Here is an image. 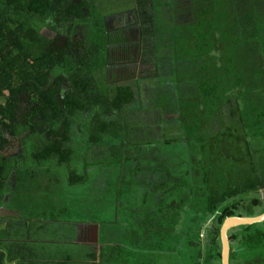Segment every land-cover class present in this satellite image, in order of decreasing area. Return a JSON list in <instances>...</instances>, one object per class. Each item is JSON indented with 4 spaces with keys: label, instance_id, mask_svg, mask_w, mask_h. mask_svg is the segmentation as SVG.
Wrapping results in <instances>:
<instances>
[{
    "label": "trees",
    "instance_id": "trees-1",
    "mask_svg": "<svg viewBox=\"0 0 264 264\" xmlns=\"http://www.w3.org/2000/svg\"><path fill=\"white\" fill-rule=\"evenodd\" d=\"M135 1L133 17L124 15L113 31L106 27L105 38L109 48L125 32H139L135 47L152 69L121 85L109 83L108 71L101 76L92 69L98 55L88 37L93 0H0V264L31 251L16 241L32 240L33 232L10 217L39 209L46 195L71 200L57 191L58 180L48 179L46 164L69 167L84 152L87 161L89 151L95 161H113L97 165L117 205L116 222L102 226L117 235L121 244L114 249L121 254L126 223L143 231L137 240L150 242L146 252L179 254L182 264H222L225 220L257 208L256 216L264 213V0H191L187 24L175 20V0ZM80 25L86 40L62 41ZM44 28L55 36H44ZM139 80L156 84L148 107L136 103ZM146 111L160 118L124 119ZM75 124L84 130L76 141ZM31 135L37 137L33 162L25 151L8 155ZM68 181L85 179L70 171ZM123 199L132 202L125 218ZM12 203L15 210L8 209ZM8 210L16 215H5ZM229 240L230 264H264V222L232 229Z\"/></svg>",
    "mask_w": 264,
    "mask_h": 264
},
{
    "label": "rangeland",
    "instance_id": "rangeland-1",
    "mask_svg": "<svg viewBox=\"0 0 264 264\" xmlns=\"http://www.w3.org/2000/svg\"><path fill=\"white\" fill-rule=\"evenodd\" d=\"M77 2V0H72ZM173 3L176 4L175 8V20L178 22V24L184 23L187 24L189 22L193 21V16L190 15L189 7L191 5V0H175ZM135 9V0H93V15L89 17L88 20V26L90 34L89 41L92 46H95V48L98 50V55L93 58V61L96 65L97 57L98 59L97 65L93 66L92 69L95 70V67L97 69V72L99 71V74L103 76L106 71H108V66L105 64V59L107 61V51L109 50L107 40L105 37L108 36V33L106 31V18L113 17L117 15H121V13H127L131 10ZM125 15V14H124ZM117 16L114 18H109V23L112 24H119L122 17L124 16ZM129 15V16H128ZM127 17L132 18L133 15L127 14ZM161 19H163V22H165L163 15H161ZM160 16H158V23L161 26H164V23L159 21ZM59 31L62 32L61 29ZM42 34L46 36L47 38H53L55 36V31L49 28H44L42 30ZM85 34L84 27L81 29H78V31L75 33L74 37L78 38ZM93 34V35H92ZM95 34V35H94ZM114 34V33H112ZM118 35V34H117ZM119 36V35H118ZM116 37V36H114ZM133 38H137V35H133ZM137 40V39H136ZM123 47V51L127 52V48H129V45L125 43L121 44ZM117 55V54H116ZM112 56V55H111ZM137 56V55H136ZM113 57V56H112ZM138 57V56H137ZM136 57V58H137ZM115 60L112 61L115 62L116 58L113 57ZM118 63V62H115ZM112 70L116 68L115 65L109 66ZM119 69H122L120 66ZM142 68L141 65L138 64L137 67L130 68L129 70L125 71V73H122L121 76L114 74V78H112V73L109 74L108 77L109 83H119L121 85H133L135 82L134 78H142V75H146V72H141ZM133 72V73H132ZM117 73H119L117 71ZM133 74V80L131 79V75ZM115 75L117 77H115ZM148 75V72H147ZM160 80V79H159ZM138 83H140V99H137V104L140 105L143 103V106H147L149 104V98L150 92L155 91V85L152 81L148 82L144 80H139ZM136 90V89H135ZM154 94V93H152ZM155 96V95H153ZM137 107V106H136ZM148 107V106H147ZM140 110H143V108L140 106ZM132 112V111H131ZM138 112V111H137ZM174 116H167V118H173ZM127 119L128 121L135 123V122H155L158 118H160V114L158 112L154 111H146L144 113H132L130 116H124V119ZM146 120V121H144ZM82 123L85 122L84 119L80 120ZM77 122V121H76ZM75 122V123H76ZM79 122V121H78ZM157 126H159V121H157ZM83 128L79 126V124L73 125V130L70 133L71 137L74 141L82 138ZM159 131V127L157 129ZM161 131V130H160ZM25 139V138H24ZM20 140V146H13L12 151L10 153L8 152V155L10 157H14L16 154L19 155L20 153H26L28 152L29 155L27 159L32 157V154L35 153L36 150V135H31L30 139ZM31 140V141H29ZM24 141H29L27 145L24 146ZM77 148V146H76ZM80 151L83 150V147L80 146ZM88 149L87 151H89ZM85 152L82 153V155L78 156L77 159L73 160L69 167H56L54 163L50 162L46 164V169L49 175L48 179L54 180L56 177H59L58 183L56 185L57 191H63L65 192V195H71V200H68L66 198H63L60 195H53L51 198H48L46 195V200L43 201L40 205L39 209L33 208L35 203H31L30 206L34 209H31L27 216H20L19 218L10 217L9 222L12 224L19 223L23 225L27 224L28 229H33L32 238H37V236H41L42 238L48 237L49 235H45L44 232H36V228L42 225H46L49 227V225H52V228H55L59 225L57 221L62 220L63 223L66 225L71 223H78L87 221V220H94L95 222H102V223H108L113 222V224L116 222V210L117 205L115 206V202L111 204V192H107V188L104 186L109 182V179L107 177H103L102 175V168L108 167L107 165H113V161H109L107 159L101 160V161H95L96 158L92 159V156H96V153L94 151H89L87 155H89V159L87 161H83L82 157H84ZM84 155V156H83ZM81 157V158H80ZM91 158V159H90ZM30 160L27 161V165H29ZM33 162V161H32ZM98 164L102 166L101 169L98 168ZM70 171H75L78 176L83 179H85V182L83 184L76 183L75 185L69 186L68 181V173ZM112 173V171H111ZM60 175V176H59ZM107 176V175H106ZM108 176H112V174H108ZM62 178L63 181L60 180ZM46 178L40 180L42 183L46 184ZM105 183L103 184L102 182ZM144 188L141 187L140 192L144 194ZM50 197V196H49ZM260 198L264 201V191L260 193ZM115 200V199H114ZM155 202V201H154ZM131 201L128 202L126 199H123V205L119 208L121 211V214H124V218L126 217V212L131 207ZM51 204V207L49 206ZM144 205V204H143ZM17 203L10 204V207L8 209L15 210L14 207H17ZM141 206V204H140ZM50 207V208H49ZM138 208H140L138 206ZM145 209L146 207H142ZM66 210V212H65ZM12 211V210H9ZM261 211V208H257L250 211H242L241 217H256V215L259 214ZM34 213H41V217L37 218ZM86 213V215L84 214ZM80 214H83L82 216ZM139 216L141 215V212H138ZM92 218H91V217ZM54 220V221H53ZM120 220L122 221V218L120 217ZM124 220V219H123ZM19 221V222H18ZM50 223V224H49ZM124 223V222H123ZM22 227V226H20ZM106 224H103V231L102 236H106L107 228ZM121 228V227H120ZM117 226V229H120ZM129 226L124 223L122 227V243L126 245L127 247L123 249L122 253V259L128 260L126 264H182L181 262V256L179 254H161V253H149L146 252L145 246L150 244V242L143 241V240H137L138 237L141 235L143 236V231L141 230H128ZM145 229V228H144ZM133 233H130V232ZM104 233V234H103ZM113 235V234H112ZM117 235L111 236L110 241H112V244H121V241H118ZM205 237V243H208L209 241V234L207 231L204 233ZM142 242V243H141ZM184 260V259H183ZM10 264V263H9Z\"/></svg>",
    "mask_w": 264,
    "mask_h": 264
},
{
    "label": "crops",
    "instance_id": "crops-1",
    "mask_svg": "<svg viewBox=\"0 0 264 264\" xmlns=\"http://www.w3.org/2000/svg\"><path fill=\"white\" fill-rule=\"evenodd\" d=\"M136 221L138 223V220ZM57 222H60L59 225L53 229V234L48 237L42 238L41 236H37L38 240L33 238L30 241H16L26 245L28 251L29 249H31V251H29V257L24 256V258H22V256H20L18 260L16 259L10 264H111L105 261L108 257L107 255L110 254L109 248H112L113 254L119 253L121 255L120 252L114 249V244L110 241L111 236H113L111 232H109L110 227L107 228L106 236L104 237L105 241L102 240V222L87 220L79 222L80 224L71 223L68 225L59 219ZM108 223L112 224V222ZM88 224H94V234H96V238L92 243L88 242L90 240L86 238L89 237L90 232H92L90 227H93ZM26 227L28 226L26 225ZM26 229L27 232H33V229ZM39 232L43 231L41 230ZM79 236L82 237L81 240ZM127 261L128 260L125 258L120 259V257H117L114 262L115 264H126Z\"/></svg>",
    "mask_w": 264,
    "mask_h": 264
},
{
    "label": "flooded vegetation",
    "instance_id": "flooded-vegetation-1",
    "mask_svg": "<svg viewBox=\"0 0 264 264\" xmlns=\"http://www.w3.org/2000/svg\"><path fill=\"white\" fill-rule=\"evenodd\" d=\"M135 5H136V1H135ZM134 10L135 9H133V10H131V11H129V12H127V13H121V15H117V16H122V15H127V14H131L132 12H134ZM117 16H114V17H117ZM114 17H111V18H114ZM109 18L110 17H108L107 18V21H106V27H107V30H109V31H113V30H115L116 28H118V26L120 25V23L124 20V19H121V21H120V23L118 24H114L113 25V23L115 22V21H113L112 22V24H110L109 23ZM134 20H135V18H134ZM87 26H88V24H87ZM83 26L82 25H80V26H78L77 27V29L75 30L74 29V31H71L70 33H68L69 35H66V34H62V36L60 37L61 39H62V41H66V40H68V38L69 39H72V40H75V39H82V40H86L87 39V35H86V29H85V34L83 35V37L81 36L80 37V35H79V37L77 38H75L74 37V35H75V33L78 31V29H81ZM89 28V27H88ZM133 35H137V40L135 39V38H133ZM122 37H124V39L122 38V42L121 43H116L115 44V46L114 47H112V46H110L109 47V51H111V54H109L110 55V60H111V64L112 65H110V66H113V65H115L116 66V68L115 69H111V68H109V66H108V77L110 76L109 74H111L112 72L113 73H115V74H117V75H119V76H121V74L122 73H125V71H127V70H129L130 68H132V70H133V67L135 66V67H137V65L138 64H140L141 65V68H142V71L141 72H147V71H150L151 69H152V65L150 64L151 62H148V63H145L142 59H141V56H139V53H138V51H137V48L135 47L137 44H139V42L141 41V39H140V36H139V32H135V33H131V32H125L124 33V35L122 36ZM126 42V44H128L129 45V48H127V52H124L123 51V47H122V43H125ZM134 44V45H133ZM63 45V44H62ZM117 54V55H116ZM115 57L116 58V61L115 62H118V63H115V62H113L112 63V61L113 60H115L113 57ZM138 57H137V56ZM137 57V58H136ZM109 63V64H110ZM122 67V69H119V67ZM117 71L119 72V73H117ZM122 72V73H121ZM113 73H112V78H113ZM133 73V72H132ZM115 77H117L116 75H115ZM133 74L131 75V79L133 80ZM135 79V78H134ZM136 79H140V78H136ZM148 82H150V81H148ZM80 124H83L82 122L80 123ZM84 131V130H83ZM36 143V142H35ZM37 145V144H36ZM17 146H20V143H17ZM24 152V151H23ZM25 153H20L19 155L21 156V155H24ZM29 155V154H28ZM28 155L26 156V158L28 157ZM15 156H18L17 154L15 155ZM31 161H32V159H31ZM56 180H58L59 179V177H56L55 178ZM60 180L61 181H63L62 180V178H60ZM9 211V210H8ZM9 212H11V211H9ZM13 213V212H12ZM54 221V220H53ZM55 222H57V221H55ZM91 223V222H90ZM50 224V223H49ZM89 226H93V227H90V230L92 231V232H90V234H89V237H86V238H88L90 241H88V242H90V243H92L93 242V240H95V238H96V234H94V224H88ZM41 227V229H42V231L45 233V234H47V235H52L53 233H52V231H53V229H51L52 228V225L50 224L49 225V227L48 226H46V225H42V226H40ZM79 239L81 240L82 239V237L81 236H79ZM109 252H110V254H108L107 256V259H105V261H108L109 263H113V264H115V260L117 259V257H120V259H122V254L120 255L119 253H114L113 254V250H112V248H109ZM120 255V256H119Z\"/></svg>",
    "mask_w": 264,
    "mask_h": 264
},
{
    "label": "water",
    "instance_id": "water-1",
    "mask_svg": "<svg viewBox=\"0 0 264 264\" xmlns=\"http://www.w3.org/2000/svg\"><path fill=\"white\" fill-rule=\"evenodd\" d=\"M8 216H15V213L7 211L4 213ZM264 222V213L256 216V217H230L225 220L221 231V241H222V264H230V254H231V247H230V240H229V232L232 229L241 227V226H251L254 224H260Z\"/></svg>",
    "mask_w": 264,
    "mask_h": 264
}]
</instances>
